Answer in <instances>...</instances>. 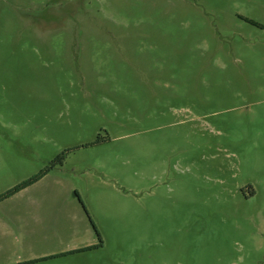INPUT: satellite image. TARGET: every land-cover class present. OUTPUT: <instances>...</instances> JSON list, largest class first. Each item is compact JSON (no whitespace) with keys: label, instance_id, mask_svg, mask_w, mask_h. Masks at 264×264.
<instances>
[{"label":"rangeland","instance_id":"obj_1","mask_svg":"<svg viewBox=\"0 0 264 264\" xmlns=\"http://www.w3.org/2000/svg\"><path fill=\"white\" fill-rule=\"evenodd\" d=\"M40 174L0 264H264V0H0V196Z\"/></svg>","mask_w":264,"mask_h":264},{"label":"trees","instance_id":"obj_2","mask_svg":"<svg viewBox=\"0 0 264 264\" xmlns=\"http://www.w3.org/2000/svg\"><path fill=\"white\" fill-rule=\"evenodd\" d=\"M244 21H246L247 23H249L252 26L259 27V25L257 23H255L254 21H251V20H248V19H244ZM41 176L42 175L40 174V175H38L36 177H33V178L29 179L28 181H25V182L15 186L11 190L7 191L4 195L0 196V201L5 199V198H8V197L20 192V191H22L23 189H25L28 186L32 185L33 183L37 182L40 179Z\"/></svg>","mask_w":264,"mask_h":264},{"label":"crops","instance_id":"obj_3","mask_svg":"<svg viewBox=\"0 0 264 264\" xmlns=\"http://www.w3.org/2000/svg\"><path fill=\"white\" fill-rule=\"evenodd\" d=\"M246 19V18H245ZM249 20V19H248ZM252 21V20H251ZM258 24V23H257ZM260 27V26H259Z\"/></svg>","mask_w":264,"mask_h":264}]
</instances>
